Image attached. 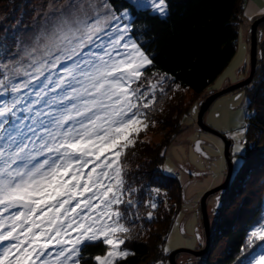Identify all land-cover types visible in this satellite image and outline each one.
<instances>
[{
  "label": "snow or ice",
  "instance_id": "1",
  "mask_svg": "<svg viewBox=\"0 0 264 264\" xmlns=\"http://www.w3.org/2000/svg\"><path fill=\"white\" fill-rule=\"evenodd\" d=\"M129 3L167 14L165 0ZM33 8L30 25L19 28L18 21L0 34V93L11 97L0 100V264H117L129 254L121 246L132 238L127 225L140 219L133 210L145 188L125 179L122 160L156 99V85L138 83L152 64L142 47L147 41L133 35L132 9L118 10L112 0H48ZM29 92L35 96L25 111L50 98L46 111L24 117L43 129L38 144L31 125L29 135L16 123ZM237 135L229 134L233 171L247 151ZM217 159L223 172V156ZM143 203L158 206L155 198ZM152 218L150 211L146 219ZM254 240L259 251L239 264H264V224L250 231ZM94 243L107 251L86 256Z\"/></svg>",
  "mask_w": 264,
  "mask_h": 264
},
{
  "label": "trees",
  "instance_id": "2",
  "mask_svg": "<svg viewBox=\"0 0 264 264\" xmlns=\"http://www.w3.org/2000/svg\"><path fill=\"white\" fill-rule=\"evenodd\" d=\"M112 2L118 10L121 6L132 9V14L135 17L134 23L138 29L133 32V35L145 38L147 42L142 47L150 54L152 59V64L147 66L146 71L163 74L171 78L181 89L189 90L198 95L216 80L235 55L239 36L238 27L242 21L243 7L246 0H165L166 15L152 13L150 9H137L129 3V0H112ZM247 95L251 101V104L247 106V112L251 113L255 110V115L246 117V123L248 124L245 135L247 151L242 157L243 167L244 163L249 161V158L250 161H253L251 155L254 153L256 157L264 155V81L257 84L253 94L249 95L247 93ZM168 96L167 94L162 97L163 99L166 97L165 103L170 104V107L167 108L166 104L164 106L163 102L161 106H164V108L157 104L155 105V111L166 112V109H168L169 118H166L165 122L167 123L166 126L170 125L173 129L175 116H173L172 111H177L181 117L186 108H182L181 97L168 101ZM0 100L10 101L11 97L4 96ZM19 107L20 111L17 115L23 113L22 105ZM146 118L145 121L149 123L148 129L152 127L153 120L157 122V120L164 119L160 116L157 117L156 113L154 115L150 114L149 118ZM28 134L30 135V133ZM169 134L171 137L168 138L171 139L175 135L174 130ZM142 136V131L133 134L135 143L128 146L122 160L126 173L125 179L134 188L142 184L145 185V188L139 193L138 197L141 201L137 208L140 219L135 222L134 226L129 224L133 230L131 233L132 238L127 239L124 244L129 254L124 258H118L117 264H157V262H163L164 264L165 259L163 258L167 254L163 253L162 246L182 199L183 190L178 179L173 175L166 176L160 170V166L164 161V146H153L142 140ZM245 168L241 170L240 175L242 177L240 176L239 179L243 181L241 184L247 186L248 184H245L248 180L246 176L249 173L251 174V170L249 169V172H247V167ZM238 169L235 173L239 175V172L237 173ZM258 172L260 170H256L253 175L256 176ZM261 172H264V168ZM260 175L262 174L259 173V178ZM154 183L157 187L166 186L162 189L168 195L166 197L164 194L160 195L161 205L158 204L156 213L152 211L153 218L149 221L146 219L147 213L151 210L155 211V209H152L150 204L147 207L146 204H143V201H146V193L151 186H154ZM231 183L232 181H229V184ZM258 183L261 182L258 180L252 187L248 188V196L243 197L241 205L236 210L237 214L234 215L231 209L235 205L229 207L228 200H233L236 194H239L240 187L239 185L227 187L222 197L221 209L214 215L212 239L208 250L203 256L194 257V259L209 260L213 256L212 261L214 264H236L238 259L242 260L241 253L244 250L250 231L259 222V217L263 212L261 203H264V193L260 194L258 192L259 187L263 185L257 186ZM249 196L251 198L257 196L258 203L252 213L247 216L243 211H240L251 203ZM136 198L134 195L133 199ZM164 199L166 201H163ZM213 248L217 251L214 252ZM106 249L107 247L103 243L88 244L84 248V254L94 257L97 254H104ZM82 264H84L83 261ZM87 264H94V262L89 259Z\"/></svg>",
  "mask_w": 264,
  "mask_h": 264
},
{
  "label": "rangeland",
  "instance_id": "3",
  "mask_svg": "<svg viewBox=\"0 0 264 264\" xmlns=\"http://www.w3.org/2000/svg\"><path fill=\"white\" fill-rule=\"evenodd\" d=\"M56 2L63 3L64 0H56ZM47 3L48 0H0V34L3 33L5 26H9L8 30L11 32L13 30L11 26L17 25L18 21L19 28L30 25L31 18L34 15L33 5L43 4L46 7ZM243 8L244 12L242 21L238 27L239 36L236 44L235 55L223 72L202 93L198 95L193 94L189 90L181 89L171 80V78L163 74L155 73L153 71H146L148 65L142 69V75L144 79L138 83L144 84L145 87H147L149 82H151L153 85H156V99L154 104L149 107L146 115L140 118L141 123L147 125V127H142L140 130V132L142 131L143 133L142 140L153 146H164V161L160 166V170L166 176H175L183 190L179 209L162 246L163 253L167 254V256L163 258L165 259L164 264L167 263L168 253L174 249L181 247L189 249H201L205 247V232L203 229L200 212V198L208 189L224 181L227 171L225 143L227 141L230 142L229 159L232 163L233 158L231 155V145L233 141L230 139L229 134L236 132L238 133L237 139H245L246 132H241L240 128L242 126L248 125L246 123V116L243 114L245 110L247 111L248 106V104H245V100H249L247 93L249 95L253 94L257 84L260 81H264V19L257 21L255 26L256 59L253 68L251 67L250 61V26L254 21L257 19L259 20V18L264 15V0H246ZM260 10L262 11L261 13ZM150 11L155 13L151 9ZM165 77H167V79H165ZM248 77L250 79L247 81V83H243V81L247 80ZM160 89H164V91L161 92ZM167 94L169 95L168 101L181 97L182 108H186V111L184 109L185 112L183 111L184 113L181 115V117L177 111H172L174 113L173 116H175L173 129H171L170 125L166 126L167 123L165 122V119L169 118L167 113L168 109H166V112L155 111V105L159 104L161 106L164 102L163 105L165 106V100L167 99H165L166 97L163 99L162 96ZM27 95L28 100L26 102L27 104H30L35 96V93L29 92ZM3 97L4 96L0 93V98ZM210 98H212L211 102L201 115L203 126H199V123H197V115L201 106L200 104L204 101L206 102ZM48 102H50V98L48 101L33 105L32 111H25L27 104L23 103L21 104V108L24 114L21 112L17 115L20 117V119L17 120L16 123L20 124L22 122L24 125V127L21 128L22 132L25 130L26 133H30V135H32L31 132H28L29 125H31L35 130L36 135H32V139L36 141L37 144L39 143L37 136H42L44 134L43 129L37 127L38 123H34L32 119H24V117L35 116L37 108L46 111L45 104ZM164 106H161V108H164ZM166 106L169 108L170 104L167 103ZM194 108L195 112L193 111ZM176 109L178 110L179 108L177 107ZM155 113L157 117L160 116L164 119H160L159 121L157 120V122L153 120L152 127L148 129L149 123L145 121V118H149L150 114L154 115ZM173 130L175 135L169 139L171 137L169 132H172ZM29 146L31 147V145ZM219 156H223V172L221 170L222 161L217 159ZM251 156V160L253 161H250L249 158V161L244 163V167L243 164L238 165L236 166L235 171H233L232 164V172L229 178V181H232V183H228L227 187H236L238 185L240 187L239 194H236L233 200H228L229 207L235 205L231 209V211L233 210V215L237 214L236 210H238V207L241 205L243 197L246 198V196H248V188L250 186L252 187L256 181L259 180L261 182L260 184L258 183L259 185L257 186L263 185L259 187L258 192L260 194L264 193V172H261V170L264 168V155L261 157H256L254 153ZM245 167H247V172H249V169L251 170V174L249 173L248 175L249 177L246 176L248 178L247 183H245L248 184L247 186L241 184L243 181L239 179L241 176V170L246 169ZM237 169V173L239 172V175L235 173ZM256 170H260V172H258L255 176L253 173ZM259 173L262 174L260 175V178ZM146 185L149 186L148 184ZM151 187L157 186H155L154 183V186ZM163 187L165 188L166 186H158L160 189L159 193L151 192L149 189V191L146 193L147 198L145 197V199L148 201L149 199L153 200V198H155L157 205H161V200L159 199L160 195L164 194L165 197L168 195V193L162 189ZM225 192L219 198V201L221 200V205L223 203L222 197ZM216 195V192L210 194L208 197H206L205 201L210 225L209 243L212 239L211 232L213 230V223L215 221L214 215H216L221 209L220 206L217 209V212H214V206H216ZM126 197L125 199L128 198ZM249 198L251 197L249 196ZM166 199L163 201H166ZM250 201L251 203H249V205L245 206L244 208L240 207L242 208L240 212L243 211V213L247 216L250 215L257 207V196H253ZM263 204L264 203H261L263 212L260 215L258 220L259 222L256 223L255 227H259L261 224H264ZM148 206L149 204H147V207ZM157 209L158 206L155 211L151 210V212L153 211L156 213ZM121 210L124 211L123 208ZM136 210L137 209L133 211L135 212ZM132 232L133 230L131 233ZM197 234L199 235V238H197ZM259 243V240H254L252 243H249L247 240L244 250L241 253V261H243L245 257H247L249 253L253 251V248H255V251L258 252L259 248L256 247V245ZM121 249H125L124 245L121 246ZM164 249H167V252H165ZM216 249L213 248V251L216 252ZM203 255L204 254L201 256ZM194 257L196 256L182 251L175 255V261L177 264L213 263V256L210 257L209 260H204L203 258L198 260L194 259ZM237 262L238 263L236 264H239L240 260L238 259ZM160 264H163V262H160Z\"/></svg>",
  "mask_w": 264,
  "mask_h": 264
},
{
  "label": "water",
  "instance_id": "4",
  "mask_svg": "<svg viewBox=\"0 0 264 264\" xmlns=\"http://www.w3.org/2000/svg\"><path fill=\"white\" fill-rule=\"evenodd\" d=\"M264 19V15L262 17L259 18V20L257 19L256 21L253 22V24L250 26V32H251V36H250V61H251V67L253 68L254 63H255V59H256V36H255V26L257 24V21H261ZM250 78L248 77L247 80L243 81V83H247V81ZM222 93V92H221ZM212 98L208 99L206 102H202L200 105V109L197 115V123H199V126H203L202 120H201V115L202 113L205 111V109L207 108L208 104L211 102ZM229 146H230V142L227 141L225 143V153H226V158H227V171L225 174V178L224 181L210 189H208L200 198V212L202 215V225L204 228V232H205V244H204V248L201 249H189V248H177L172 250L170 253H168V260L167 263L165 264H177V262L175 261V254L180 252V251H186L189 252L191 254H193L196 257L201 256L202 254H204L207 251V248L209 246V240H210V225H209V220H208V215H207V209H206V197H208L210 194H213L214 192L217 193L216 197H215V201H216V206H214V212H217V209L221 206V200L219 201L218 197L220 198L221 195L225 192V189L228 185L229 182V178L232 172V163L230 162L229 159Z\"/></svg>",
  "mask_w": 264,
  "mask_h": 264
},
{
  "label": "bare ground",
  "instance_id": "5",
  "mask_svg": "<svg viewBox=\"0 0 264 264\" xmlns=\"http://www.w3.org/2000/svg\"><path fill=\"white\" fill-rule=\"evenodd\" d=\"M228 183H229V182H228ZM201 218H202V215H201ZM203 229H204V228H203ZM180 252H182V251H180ZM184 252H186V251H184ZM206 252H207V251H206ZM206 252H205V253H206ZM178 253H179V252H178ZM187 253H189V252H187ZM205 253H204V254H205ZM176 254H177V253H176ZM176 254H175V255H176ZM190 254H191V253H190Z\"/></svg>",
  "mask_w": 264,
  "mask_h": 264
},
{
  "label": "crops",
  "instance_id": "6",
  "mask_svg": "<svg viewBox=\"0 0 264 264\" xmlns=\"http://www.w3.org/2000/svg\"><path fill=\"white\" fill-rule=\"evenodd\" d=\"M262 11L260 10V13H261ZM264 12V11H263ZM257 14H259V13H257ZM255 16V15H254Z\"/></svg>",
  "mask_w": 264,
  "mask_h": 264
}]
</instances>
